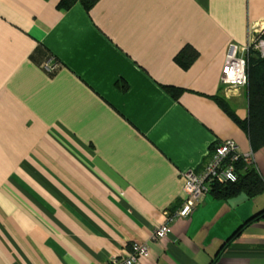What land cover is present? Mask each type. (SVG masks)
<instances>
[{"label":"crops","instance_id":"1","mask_svg":"<svg viewBox=\"0 0 264 264\" xmlns=\"http://www.w3.org/2000/svg\"><path fill=\"white\" fill-rule=\"evenodd\" d=\"M60 1L0 0V264L129 254L218 141L252 154L264 182V144L234 117L249 118V84L221 83L229 46L264 27V0ZM263 209L264 183L209 191L137 264H264Z\"/></svg>","mask_w":264,"mask_h":264},{"label":"built area","instance_id":"2","mask_svg":"<svg viewBox=\"0 0 264 264\" xmlns=\"http://www.w3.org/2000/svg\"><path fill=\"white\" fill-rule=\"evenodd\" d=\"M259 35L251 37V41L244 46L231 44L221 71V83L224 86L239 87L248 84V52L254 42L255 48L264 56V27L258 30ZM47 66L54 68V63ZM245 158L252 160V154L240 153L236 144L231 140L218 141L215 150L210 156L204 169L200 173L193 170L184 174V201L175 215L167 217V223L161 225L153 231L150 239L144 242L132 244V250L127 255H116L110 260V264H137L139 260L149 254L151 242L163 239L169 230L171 221L176 216L187 217L193 208L210 191L214 182H235L238 179L234 160Z\"/></svg>","mask_w":264,"mask_h":264},{"label":"trees","instance_id":"3","mask_svg":"<svg viewBox=\"0 0 264 264\" xmlns=\"http://www.w3.org/2000/svg\"><path fill=\"white\" fill-rule=\"evenodd\" d=\"M77 1H80L85 7L90 9L99 0H61L59 6L68 8ZM261 37L264 39V33L261 34ZM196 56V49L192 46L185 48L178 55L179 58H182L183 66L190 64ZM248 78L250 100L249 118L242 120L236 116L234 117L239 125L248 132L253 149H255L264 144V56L255 48L254 42L248 52ZM220 103L224 105L221 99ZM233 164L238 175L237 181L212 183L210 191L215 196L228 198L242 190H245L249 196H253L263 188L264 182L260 178L253 161L240 158L239 160H234ZM263 213L264 209L257 213V216Z\"/></svg>","mask_w":264,"mask_h":264}]
</instances>
